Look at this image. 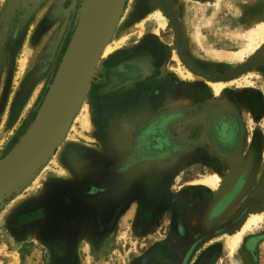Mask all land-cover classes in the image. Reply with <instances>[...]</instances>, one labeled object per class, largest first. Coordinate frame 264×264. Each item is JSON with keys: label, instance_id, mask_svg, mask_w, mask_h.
I'll list each match as a JSON object with an SVG mask.
<instances>
[{"label": "rangeland", "instance_id": "1", "mask_svg": "<svg viewBox=\"0 0 264 264\" xmlns=\"http://www.w3.org/2000/svg\"><path fill=\"white\" fill-rule=\"evenodd\" d=\"M92 1L0 0V169L72 81V50L105 16ZM263 25L264 0H126L64 142L0 206V247L22 264H264V219L227 244L251 207L264 217V41L247 52ZM216 110L211 140L224 122L240 155L205 143L198 116ZM234 160L219 194L196 183Z\"/></svg>", "mask_w": 264, "mask_h": 264}, {"label": "water", "instance_id": "2", "mask_svg": "<svg viewBox=\"0 0 264 264\" xmlns=\"http://www.w3.org/2000/svg\"><path fill=\"white\" fill-rule=\"evenodd\" d=\"M125 3L126 0H109L110 8L107 12V0L100 4V13L105 16L85 33L81 44H77L76 51L71 53L68 65L70 69L68 66L67 68L70 72L73 66L76 67V73L71 82H64L62 99L48 108L49 115H46L41 133L0 172V206L39 172L67 135L81 109L97 62L114 34ZM66 77L68 76L65 75Z\"/></svg>", "mask_w": 264, "mask_h": 264}, {"label": "bare ground", "instance_id": "3", "mask_svg": "<svg viewBox=\"0 0 264 264\" xmlns=\"http://www.w3.org/2000/svg\"><path fill=\"white\" fill-rule=\"evenodd\" d=\"M91 2H93V1L91 0ZM87 5H88V7H89V5H91L90 1L88 2ZM107 6H108L107 10L109 11V8H110L109 0H107ZM82 33H83V28L79 32V36L82 35ZM79 36H77V37H79ZM110 41H111V39L108 41L107 45L105 46V48H104V50H103V52L99 58V61L97 62V65L95 67V71H96V68H97L99 62L105 56L108 55L109 51H111ZM262 41H264V25H263V27L260 28V30L258 32H256L254 38L249 41L250 43L248 44L247 52L249 54H251V53L254 54V50L257 49V46H259V44ZM76 46H77V43H76ZM75 51H76V48L72 50V54ZM67 63H69V61ZM95 71H94V73H95ZM189 76L195 77L196 79L201 78L200 76H195L191 73L189 74ZM212 85L214 86V89H215L214 91H216L217 94H220L222 91L221 86H216L215 84H212ZM219 85H221V84H219ZM85 99H86V94H85V97L83 100V104H84ZM51 100H52L51 96L48 97L47 102L41 111V115H40L41 117H40L39 121L42 122V124L44 123V120L46 118V115H47L46 113H47L49 105L51 104ZM83 104H82V106H83ZM82 106H81V109H82ZM81 109L79 110V112L81 111ZM66 136H65V138H66ZM65 138L63 139V142H64ZM28 144H30V143L23 142L22 147H25ZM22 150H24V149H22ZM235 160L232 161V163H234V165H232L233 168H232V171L230 173L223 174V175L202 176L196 181V183L208 185L214 191L215 195L219 194L221 192L224 184L227 183L228 181L230 182V179H232L236 173L237 166L239 165V160H237V161H235ZM1 171H2V168L0 169V172ZM260 211L259 210H253V211L249 212V214L244 216V218L241 220V222L237 225V227L235 228V231L228 235L227 244L229 246V250L231 253H233V251L237 248V246H238V244H239V242L242 239L244 234L253 231L254 229L258 228L263 223L264 217L262 215L263 213H261ZM188 218H189L191 223L198 224L200 216H199L198 212H194V213L190 214Z\"/></svg>", "mask_w": 264, "mask_h": 264}, {"label": "flooded vegetation", "instance_id": "4", "mask_svg": "<svg viewBox=\"0 0 264 264\" xmlns=\"http://www.w3.org/2000/svg\"><path fill=\"white\" fill-rule=\"evenodd\" d=\"M218 111H220L219 113H222L223 110H216V112H213L209 116L208 115H206V116L205 115H199L198 116L200 118H203L202 121L205 120V123H204V126H206V127H204L205 128V131L202 132V134H204V133L206 134L207 133L205 135V143L207 142L213 149L217 150L220 153H223L227 157L228 156L231 157V156H233L235 154L240 155V152H241L240 149L239 148L236 149V147L234 148V146H233L234 145V139H235L234 138V131H230V128L227 125H225L224 122H222V123L220 122V126H219L220 127V132H219V140L217 141V144L220 145V148H218L219 145L218 146L214 145L213 140H211L212 139V121H213L212 120V116L217 115L218 114L217 113ZM215 113H217V114H215ZM190 120H192V121L194 120L195 121V120H197V118L196 117H193ZM200 121H201V119H200ZM157 144H159L161 146V141L157 140ZM160 146H158V147H160ZM172 155L173 154H171V155L169 154L166 158H161L158 161V163L161 162V160H167V159L171 158ZM254 209H255V207H251L248 211H246L244 213V216L247 213L253 211ZM241 218H239L237 221H235L236 223L235 222H232V224H234V226L232 228L237 227V225L243 219V218L242 219ZM181 219L184 220V217L181 218ZM222 232H223V230H222ZM255 241L256 240H253V243H255ZM189 255H190V253L187 254V256H189Z\"/></svg>", "mask_w": 264, "mask_h": 264}, {"label": "crops", "instance_id": "5", "mask_svg": "<svg viewBox=\"0 0 264 264\" xmlns=\"http://www.w3.org/2000/svg\"><path fill=\"white\" fill-rule=\"evenodd\" d=\"M221 154L223 156H225L223 153H221ZM160 249L161 248H158L157 251L159 252ZM0 251H2V253H3L2 258H0V263H2V264H22L21 254L19 253V251L17 249H10L9 247L6 246V248L0 247ZM26 258L28 260V262L26 264H35L34 261H36V259H37L36 251L31 253ZM159 258L160 257H157L156 259L162 261V259H159Z\"/></svg>", "mask_w": 264, "mask_h": 264}]
</instances>
